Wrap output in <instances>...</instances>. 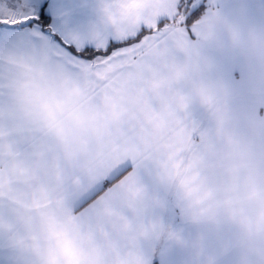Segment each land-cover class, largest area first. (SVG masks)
<instances>
[{"label": "snow or ice", "instance_id": "1", "mask_svg": "<svg viewBox=\"0 0 264 264\" xmlns=\"http://www.w3.org/2000/svg\"><path fill=\"white\" fill-rule=\"evenodd\" d=\"M48 7L0 0V59L44 48L84 77L86 91L103 97L115 129L108 159L77 191L58 198V224L49 217L63 264H187L178 258L187 220L175 180L185 159L198 167L209 152L203 120L191 109L198 85L189 89L184 81L210 45L213 17H264V2L256 8L248 0H171L167 14L137 22L128 0H55L56 29L44 16ZM62 103L45 95L50 114ZM170 133L172 142L153 153ZM199 183V171L180 179L189 192ZM0 264L31 262L9 254ZM46 264H58L57 257L50 254Z\"/></svg>", "mask_w": 264, "mask_h": 264}, {"label": "crops", "instance_id": "2", "mask_svg": "<svg viewBox=\"0 0 264 264\" xmlns=\"http://www.w3.org/2000/svg\"><path fill=\"white\" fill-rule=\"evenodd\" d=\"M45 2L50 26L56 29L59 9L52 7L55 0H39V4ZM248 2L258 8L264 0ZM128 3L137 22L154 20L171 8V0ZM211 22L210 45L184 83L189 89L211 84L223 97L228 120L217 133L209 110L197 94L193 96L191 109L203 120L202 135L209 152L198 165L199 185L207 200L195 220L181 203L187 224L178 258L187 264H264V234L246 226L253 211L250 192L264 188V43L250 42L244 35L264 34V17L258 11L247 18L220 13ZM22 78L39 83L44 95L58 100L70 102L76 92L85 91L90 97L87 112L97 114L73 119L72 105L63 112L67 119H60L55 128L25 123L14 113L3 87ZM87 87L81 74L56 62L40 46L14 50L0 59V260L12 254L42 264V254L52 241L49 217L58 224L64 216L62 208L46 203L50 193L59 198L77 191L108 159L107 141L114 137V125L103 126L102 116L93 107L100 97L86 91ZM35 189L40 197L33 200Z\"/></svg>", "mask_w": 264, "mask_h": 264}, {"label": "clouds", "instance_id": "3", "mask_svg": "<svg viewBox=\"0 0 264 264\" xmlns=\"http://www.w3.org/2000/svg\"><path fill=\"white\" fill-rule=\"evenodd\" d=\"M215 12V10H213ZM245 38L250 42L254 43H264V34H253V33H244ZM213 38L211 33L210 40ZM207 67V65H205ZM8 92L10 97V104L17 115V117L25 122L31 124H43L51 128H55L60 119H67V116L63 115V112L75 105V108L72 110L73 119L82 120L85 118V115L96 116L97 112L93 111L91 113L87 112L89 107L90 97L87 92L79 91L73 95L72 100L69 102L64 98L59 100L63 101L64 109H54L51 114L49 108L45 106V95L41 85L37 82H34L32 79H20L18 81H13L3 85ZM197 97L200 103L209 110L210 116L213 120V125L217 133L221 132L228 120V113L223 97L214 90L213 86L209 83H200L198 84ZM94 108L98 109L100 115L102 116V124L105 128L109 125H113V121L109 116V109L103 99L100 97L98 105H93ZM174 134L170 133L166 137L154 143L152 147L153 153H158L163 150L164 145L172 142V137ZM114 144V138L107 141V151L111 152ZM189 161L185 159L184 164L181 167V174L176 177L175 183L176 196L183 207L188 211L192 219H199L201 215V205L206 204L207 194L206 191L200 186L197 185L192 191H185L180 187V179L183 175H191L194 172L199 171L198 167H188ZM15 167V165H13ZM8 195L7 192L3 193ZM51 199L49 203L56 204L58 196L55 192L50 193ZM33 200H36L40 197V190L35 189L31 193ZM12 198L17 199L16 194L12 193ZM249 199L253 203V211L251 218L247 221L246 226H250L254 231H259L264 234V188H254L251 190ZM22 207L27 206L22 201ZM50 254H54L57 257L58 264H63L64 257L61 251V245L59 238L52 235V241L50 248L42 254V264H46L47 259Z\"/></svg>", "mask_w": 264, "mask_h": 264}, {"label": "trees", "instance_id": "4", "mask_svg": "<svg viewBox=\"0 0 264 264\" xmlns=\"http://www.w3.org/2000/svg\"><path fill=\"white\" fill-rule=\"evenodd\" d=\"M45 11H46V9H45ZM45 11H44V16L48 20V25H49V23H50V16L48 14H46ZM48 30H49L48 27H45V31H48Z\"/></svg>", "mask_w": 264, "mask_h": 264}, {"label": "rangeland", "instance_id": "5", "mask_svg": "<svg viewBox=\"0 0 264 264\" xmlns=\"http://www.w3.org/2000/svg\"><path fill=\"white\" fill-rule=\"evenodd\" d=\"M45 13L48 14L47 10L45 11ZM48 15H49V14H48ZM49 25H51V19H50V23H49Z\"/></svg>", "mask_w": 264, "mask_h": 264}]
</instances>
